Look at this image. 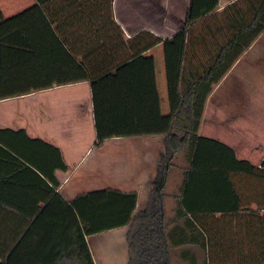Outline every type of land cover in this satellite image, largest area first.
Here are the masks:
<instances>
[{
	"label": "trees",
	"instance_id": "trees-1",
	"mask_svg": "<svg viewBox=\"0 0 264 264\" xmlns=\"http://www.w3.org/2000/svg\"><path fill=\"white\" fill-rule=\"evenodd\" d=\"M241 2L246 6L240 18L225 17L238 4L226 9L213 32L216 52L196 66L188 60L193 27L207 20L220 0H190L185 26L165 41L149 31L125 41L115 20L110 36L64 37L57 35L59 26L54 27L39 5L11 18L0 9V100L89 81L97 145L116 137H165L147 205L136 212L137 193L116 189L66 202L56 192L60 184L55 172L68 170L61 150L30 138L23 129L0 128L1 160L30 164L50 183L38 174L47 191L37 210L28 214L34 220L29 228L12 230V195H0V264H60L63 256L74 257L77 264H95L87 237L128 225L129 264H173L172 249L185 244L192 248L191 264H264V213L244 211L254 205L264 210V160L261 165L240 160L225 143L199 133L214 86L264 30V0ZM160 43L170 113L111 120L105 76ZM175 169L184 180L171 219L167 189ZM15 184L2 178L0 188L12 190ZM60 206L68 221L55 232L43 221ZM200 252L206 254L203 260L196 257Z\"/></svg>",
	"mask_w": 264,
	"mask_h": 264
},
{
	"label": "crops",
	"instance_id": "crops-1",
	"mask_svg": "<svg viewBox=\"0 0 264 264\" xmlns=\"http://www.w3.org/2000/svg\"><path fill=\"white\" fill-rule=\"evenodd\" d=\"M43 2L12 0L7 3L0 0V9L6 18H11L39 5L45 16L55 21L54 27L59 26L56 28L57 35L64 37H107L111 35L115 20L123 31L125 41L143 31H149L165 41L185 26L190 0ZM235 4L238 5L225 17L233 15L236 16L235 19H239L240 11L245 9V2L220 0L218 9L212 13L215 17L210 15L207 20L194 25L188 50L191 66L208 60L210 54L216 52L213 32L226 9ZM248 14L251 19V12ZM105 82L111 120L158 117L168 115L171 111L163 43L108 73ZM0 128L14 131L23 129L30 138L42 139L61 150L68 170L58 169L55 172L60 184L56 192L68 203L84 193L116 189L125 193L136 192V212L143 210L148 202L149 188L160 167L161 155L165 151L163 135L116 137L97 145L89 81L0 100ZM199 133L203 137L225 143L235 150L240 160H248L254 165L262 164L264 30L214 86L206 102ZM1 152L0 144V181L3 178L16 182L12 190L0 188V195H12V230L29 228L34 220L29 219L28 214L37 210L38 201L47 191L46 186L43 188L38 174L50 183L44 175L37 174V169L30 164L21 165L12 162L11 158L7 161L1 160ZM175 171L170 177L167 189V208L169 203L172 204L171 209H168L171 219L175 216L177 197L181 195L179 186L184 180L183 173L177 169ZM175 173L180 181L170 190ZM142 192L147 193V201L145 205H141L145 207L140 209ZM40 206L43 208L45 204L41 203ZM244 211L264 213L256 205ZM67 221L65 209L60 206L55 207L52 215L43 223L57 232ZM128 232L129 225L88 236L87 242L95 264H129ZM196 257L203 260L206 254L200 252ZM61 258L60 264H77L74 257ZM193 258L192 248L188 244L172 249L173 264H191Z\"/></svg>",
	"mask_w": 264,
	"mask_h": 264
},
{
	"label": "rangeland",
	"instance_id": "rangeland-1",
	"mask_svg": "<svg viewBox=\"0 0 264 264\" xmlns=\"http://www.w3.org/2000/svg\"><path fill=\"white\" fill-rule=\"evenodd\" d=\"M4 2L6 1L7 3L9 2V1H12V0H3ZM163 4H164V2H162ZM166 3V2H165ZM168 6V5H167ZM164 8V7H163ZM178 164H181L182 163V161L181 160H179L178 162H177ZM175 172H179V171H175ZM177 173H175L174 175H173V181H171V188H170V190H172L173 189V187H174V185L175 184H177V182H179L180 181V177H177L176 176V174ZM145 201H147V193L146 192H142V198H141V200H140V203H139V207H140V209H142L141 207H145V206H141V205H145ZM171 203H169L168 204V209H171Z\"/></svg>",
	"mask_w": 264,
	"mask_h": 264
}]
</instances>
